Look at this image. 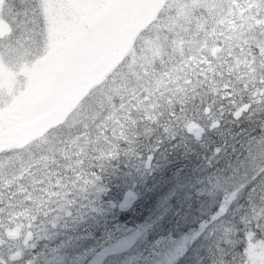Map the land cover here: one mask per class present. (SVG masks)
I'll list each match as a JSON object with an SVG mask.
<instances>
[{"label": "snow or ice", "instance_id": "6c2138e0", "mask_svg": "<svg viewBox=\"0 0 264 264\" xmlns=\"http://www.w3.org/2000/svg\"><path fill=\"white\" fill-rule=\"evenodd\" d=\"M128 3L0 0V264H20L44 218L89 206L121 155L214 131L227 162L213 187L227 194L212 219L247 204L210 264H264V0H167L113 50Z\"/></svg>", "mask_w": 264, "mask_h": 264}, {"label": "trees", "instance_id": "16d2710c", "mask_svg": "<svg viewBox=\"0 0 264 264\" xmlns=\"http://www.w3.org/2000/svg\"><path fill=\"white\" fill-rule=\"evenodd\" d=\"M166 7L163 0L156 15ZM142 39L145 49L157 42L148 34ZM221 143L219 131L207 132L199 140L181 133L177 140H165L159 150L141 146L136 155H121L88 193L89 206H70L72 215H62L55 227L54 217L42 220L33 241L36 247L24 249L20 264L30 259L34 264H210L222 235L220 225L247 204L242 194L223 217L212 219L227 194L224 188L213 187L227 162L226 154L213 159V149ZM149 155L153 160L147 166ZM127 190L135 199L121 209ZM132 234L129 248L114 249L117 241ZM9 251L0 248V254Z\"/></svg>", "mask_w": 264, "mask_h": 264}, {"label": "rangeland", "instance_id": "374dc122", "mask_svg": "<svg viewBox=\"0 0 264 264\" xmlns=\"http://www.w3.org/2000/svg\"><path fill=\"white\" fill-rule=\"evenodd\" d=\"M159 0H129L119 23L126 28L116 32L112 38V49L120 48L125 43V38L131 33L134 27L141 23L154 9ZM118 28V27H117ZM129 192V191H127Z\"/></svg>", "mask_w": 264, "mask_h": 264}]
</instances>
